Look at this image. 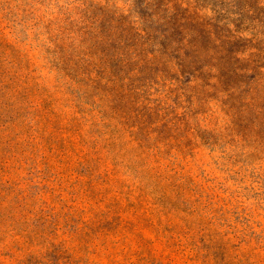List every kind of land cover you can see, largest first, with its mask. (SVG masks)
I'll list each match as a JSON object with an SVG mask.
<instances>
[{
	"label": "rangeland",
	"instance_id": "374dc122",
	"mask_svg": "<svg viewBox=\"0 0 264 264\" xmlns=\"http://www.w3.org/2000/svg\"><path fill=\"white\" fill-rule=\"evenodd\" d=\"M129 1L0 0V264H264V0L229 62L107 75Z\"/></svg>",
	"mask_w": 264,
	"mask_h": 264
},
{
	"label": "trees",
	"instance_id": "16d2710c",
	"mask_svg": "<svg viewBox=\"0 0 264 264\" xmlns=\"http://www.w3.org/2000/svg\"><path fill=\"white\" fill-rule=\"evenodd\" d=\"M248 8L246 0H130L96 19L92 35L99 41L98 63L105 64L107 75L110 60L122 67L156 61L163 69L189 75L194 62H229V47L244 39L241 28L252 13L251 7L246 13Z\"/></svg>",
	"mask_w": 264,
	"mask_h": 264
}]
</instances>
